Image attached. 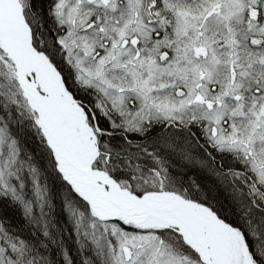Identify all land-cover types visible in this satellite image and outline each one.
<instances>
[{
    "label": "trees",
    "instance_id": "trees-1",
    "mask_svg": "<svg viewBox=\"0 0 264 264\" xmlns=\"http://www.w3.org/2000/svg\"><path fill=\"white\" fill-rule=\"evenodd\" d=\"M58 1L21 0L35 47L63 74L68 89L85 107L90 124L99 126L101 155L95 167L138 195L172 187L209 206L243 235L254 263L264 264V184H252L251 172L239 166L243 161L239 155L211 150L205 142L197 144V140L206 139L202 119L152 120L136 125L107 99L97 97L93 88L81 89L61 46L66 28L54 14ZM244 56L243 65L250 69L246 86L253 92L262 91L263 55L245 49ZM2 80L0 77V132L12 145L7 148L3 143L0 149V264H115L105 242L106 237L112 242L107 224L132 234L147 231L93 216L88 203L58 172L52 150L35 121L37 115L21 88ZM158 165L170 171L171 187L144 186L145 181L138 180L139 170L151 172ZM233 170H243L242 179L249 182L240 184L231 174L227 180L217 175ZM252 185L258 189L256 193L251 191ZM90 222L102 232L96 231L99 241L94 244L88 235ZM175 237L178 247H187L177 232ZM186 250L196 257L188 247Z\"/></svg>",
    "mask_w": 264,
    "mask_h": 264
},
{
    "label": "rangeland",
    "instance_id": "rangeland-1",
    "mask_svg": "<svg viewBox=\"0 0 264 264\" xmlns=\"http://www.w3.org/2000/svg\"><path fill=\"white\" fill-rule=\"evenodd\" d=\"M182 1L172 5L175 22L163 34L171 35L170 41L175 42L165 44L163 39L150 36L151 29L145 26L140 13L142 0H125L121 8L119 0H95L92 3L59 0L55 12L67 28L61 46L75 71L74 80L83 90L93 88L97 97L99 94L107 99L132 124L182 116L205 120L206 146L227 153L240 152L239 160L243 161L239 166L252 173V184L256 181L263 185L264 90L247 93L245 83L250 71L239 61L235 51L229 49L233 38L228 35L233 28H242L246 32L245 42L254 44L258 37L264 39V0ZM104 2L115 12L112 11L114 21H105L104 26L95 31H81L94 13L102 10ZM250 5L259 12H251ZM131 8L127 17L125 11ZM99 31L102 33L98 34ZM134 36L142 41L141 49L131 46L130 40ZM164 46L174 52H163ZM254 51L257 54L264 52V42ZM5 56L0 54V77L6 85L13 82L19 86L14 64ZM231 70H234V76ZM199 96L205 100L199 102ZM98 128L95 126L94 129ZM9 142L4 141L0 132V149L3 143L10 147ZM199 143L204 141L197 140ZM156 167L157 170L151 172L139 170L138 180L145 181L144 186L171 187L168 168ZM240 172L233 170L217 175L227 180L231 174L242 184L248 180H243L245 176L241 174L244 171ZM251 191L256 193L258 189L252 185ZM119 221L147 232L133 231L132 234L115 224H107L112 242L108 237L105 242L115 264H202L187 252V247L179 245L180 248L174 243L176 231L173 229H165L149 220L135 222L120 218ZM95 226L94 222L88 225L93 244L99 241L96 231L102 233ZM244 249L242 238L236 246L235 264H245Z\"/></svg>",
    "mask_w": 264,
    "mask_h": 264
},
{
    "label": "bare ground",
    "instance_id": "bare-ground-1",
    "mask_svg": "<svg viewBox=\"0 0 264 264\" xmlns=\"http://www.w3.org/2000/svg\"><path fill=\"white\" fill-rule=\"evenodd\" d=\"M32 32L20 0H0V48L14 63L15 75L54 153L62 178L85 199L101 219L151 221L181 232L198 251L202 264H235L241 235L213 210L173 192L138 196L122 190L111 175L97 169L96 134L69 90L30 49ZM245 264H252L244 249Z\"/></svg>",
    "mask_w": 264,
    "mask_h": 264
},
{
    "label": "flooded vegetation",
    "instance_id": "flooded-vegetation-1",
    "mask_svg": "<svg viewBox=\"0 0 264 264\" xmlns=\"http://www.w3.org/2000/svg\"><path fill=\"white\" fill-rule=\"evenodd\" d=\"M89 1H91V2H89ZM92 1L94 2L95 0H87L88 3H92ZM123 1H125V0H123ZM123 1L119 0V3H120L119 6L122 5ZM176 1H179V0H155V3L150 7L147 6V0H142V2H141L142 6H141L140 13H141V16L143 18L142 20L144 21L145 26L147 25V27L151 29L152 33H150V36L153 38L163 39V41H165V44H167L170 41V39H168V38L171 35L164 36L163 34H164V31H168L173 26V23L175 22V17H174L172 5H174L176 3ZM182 2H184V0ZM127 4L129 5L128 2H127ZM101 5H103L102 10L97 11L96 14L94 13L90 22L86 26H84L81 29V31H88V32L91 30L95 31L96 29H100L105 21L106 22H109L110 20H111L110 22L114 21L113 9H111V8L108 9L107 2H104ZM120 8H121V6H120ZM131 10H132V8L125 11V14L127 17L129 16V12ZM146 11H147V13H146ZM151 17L153 19H151ZM99 33H102V32L99 31L98 34ZM174 42H175V40H174ZM130 44L134 49H137V50L141 49V47H142L141 46L142 41H140L137 36H134L130 40ZM106 45H108V43H106ZM162 50H163V52H167V53H168V51H173L172 48H169L168 46L163 47ZM94 57H96V56H94ZM163 61H165V60H163Z\"/></svg>",
    "mask_w": 264,
    "mask_h": 264
},
{
    "label": "water",
    "instance_id": "water-1",
    "mask_svg": "<svg viewBox=\"0 0 264 264\" xmlns=\"http://www.w3.org/2000/svg\"><path fill=\"white\" fill-rule=\"evenodd\" d=\"M155 3V0H147V6L148 7H150V6H152L153 4ZM146 13H147V11H146ZM151 19H153L152 17H151ZM262 42V40L260 39V43ZM30 49H31V51H33L34 52V54H36V56L37 57H39V58H42L43 60H45V62H46V64H47V66L48 67H50V68H52L53 70H55V72H56V74H57V76L61 79V74H60V72L57 70V68L54 66V64L50 61V59L43 53V52H40V51H38L33 45H30ZM62 81V80H61ZM73 101H74V103L78 106V108L81 110V112L83 113V110H82V108H81V106L76 102V100H74L73 99ZM83 116H84V119H85V123H86V125H87V127L91 130V127L88 125V123H87V119H86V117H85V115H84V113H83ZM46 138V137H45ZM47 143H48V145L50 146V144H49V142L47 141ZM96 151H97V153H96V156H95V158L99 155V148H98V145H97V142H96ZM54 154V153H53ZM55 156V155H54ZM56 158V157H55ZM94 158V159H95ZM92 162H93V160H92ZM92 162H91V164H92ZM104 173H106L107 174V172H105V171H103ZM113 179V178H112ZM115 182H116V184L120 187V185L118 184V182L115 180V179H113ZM122 190H126V191H129V190H127V189H122ZM191 203H193V204H197L196 202H194V201H190ZM200 206H203V205H200ZM179 233H181L180 231H179ZM184 238V237H183ZM189 245V244H188ZM190 247H191V245H189ZM194 251H195V253H197L198 255H199V253H198V251L197 250H195L193 247H191Z\"/></svg>",
    "mask_w": 264,
    "mask_h": 264
}]
</instances>
